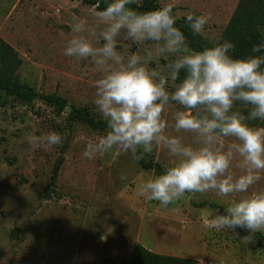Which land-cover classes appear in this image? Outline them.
<instances>
[{"label": "rangeland", "instance_id": "374dc122", "mask_svg": "<svg viewBox=\"0 0 264 264\" xmlns=\"http://www.w3.org/2000/svg\"><path fill=\"white\" fill-rule=\"evenodd\" d=\"M158 1L173 3L179 16L210 13L203 35L213 41L222 40L241 2ZM94 10L82 0H0V36L22 58L17 71L22 82L38 92H58L70 106H85L94 119H102L92 102L96 68L90 61L63 54L73 34V17L95 26ZM151 47L150 42L143 46ZM137 51L138 46H129V53ZM167 63L161 58L159 64L149 66L164 71ZM175 110L174 104L164 110L169 123ZM66 115H57L39 99L23 103L8 97L0 103V264H101L109 256L128 255L138 243L201 264H264V242L243 236L238 228L204 227L220 214L228 198L213 192L190 193L161 206L141 197L139 185L156 174L144 170L131 153L114 150L84 158L85 144L105 131L82 123L70 128ZM48 131L61 133L60 146L44 150L28 144L29 135ZM181 135L191 142V133ZM145 155L164 168L171 163L160 148ZM57 162L61 167L54 189L59 197L46 199ZM252 190H264V178ZM200 201L214 202L219 208L196 206Z\"/></svg>", "mask_w": 264, "mask_h": 264}, {"label": "clouds", "instance_id": "9594fccd", "mask_svg": "<svg viewBox=\"0 0 264 264\" xmlns=\"http://www.w3.org/2000/svg\"><path fill=\"white\" fill-rule=\"evenodd\" d=\"M139 4L97 0L95 26L73 17L63 54L96 68L92 102L106 123L105 133L87 142L82 156L115 150L139 158L138 150L142 155L160 148L171 163L141 182V197L167 206L186 193L213 192L228 199L223 214L205 228L264 232V190L250 191L264 178V39L242 56L230 40L191 49L173 3L147 10ZM211 18L189 12L183 21L202 36ZM149 42L153 47L143 48ZM130 45L138 51L129 53ZM161 58L168 60L164 71L149 66ZM170 104L176 110L169 123L164 110ZM181 133H191V142ZM26 139L48 150L63 137L48 131Z\"/></svg>", "mask_w": 264, "mask_h": 264}, {"label": "trees", "instance_id": "16d2710c", "mask_svg": "<svg viewBox=\"0 0 264 264\" xmlns=\"http://www.w3.org/2000/svg\"><path fill=\"white\" fill-rule=\"evenodd\" d=\"M84 3L94 5L96 8L97 0H82ZM161 4L158 0H142L139 4L140 10H147L154 7H158ZM105 5L100 4V8ZM135 7V5H133ZM97 10V9H96ZM175 12V10H174ZM176 13V12H175ZM177 15V14H176ZM179 16V15H177ZM177 25L185 32L187 47L191 49H201L205 46H209L213 40H210L205 35L194 36L191 31L184 24L183 17L179 16ZM264 0H241L238 8L236 9L233 18L229 22L227 28L223 33V40H230L235 37L233 43L235 45V55H246L250 47L264 39ZM22 64V58L18 51L10 45L6 40L0 36V103L4 102L8 97L23 103H32L35 100H41L48 106H50L57 115H61L63 112H67L66 120L69 127L77 123H82L95 131H105L106 123L103 119H94L85 106L74 107L70 106L68 100L60 95L58 92H38L35 88L22 82L18 76V69ZM239 107V106H237ZM242 111H246L241 109ZM256 123V122H253ZM68 141V140H67ZM67 143L65 148L67 147ZM136 158L139 165L144 170H149L159 175L164 170V167L152 159L146 157L145 154H140L139 150ZM60 164L57 162L54 167L51 181L49 182L46 191L45 198L51 199L55 196L59 197L55 191L54 186L60 170ZM190 194V193H186ZM198 207H214L219 208V205L214 202L200 201L195 202ZM243 236L257 239L264 242V233L257 232L249 234L248 231L238 228ZM101 264H201L199 260L189 257L171 256L162 253L154 252L144 245L138 243L134 246L132 251L128 255H120L118 257L109 256L104 259Z\"/></svg>", "mask_w": 264, "mask_h": 264}, {"label": "water", "instance_id": "95a60500", "mask_svg": "<svg viewBox=\"0 0 264 264\" xmlns=\"http://www.w3.org/2000/svg\"><path fill=\"white\" fill-rule=\"evenodd\" d=\"M219 212H220V214H223V210L221 208H220Z\"/></svg>", "mask_w": 264, "mask_h": 264}]
</instances>
